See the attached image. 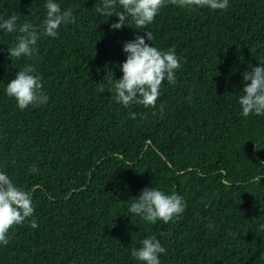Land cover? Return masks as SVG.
<instances>
[{
  "label": "trees",
  "instance_id": "trees-1",
  "mask_svg": "<svg viewBox=\"0 0 264 264\" xmlns=\"http://www.w3.org/2000/svg\"><path fill=\"white\" fill-rule=\"evenodd\" d=\"M55 2L75 22L41 36L30 57H10L19 33L0 29V172L35 208L0 245V264H142L131 249L153 235L160 264H264V115L245 117L238 102L242 73L264 64V0L225 10L165 0L151 24L129 18L116 30L118 17L96 11L102 0ZM46 3L0 0V14L38 26ZM136 35L180 58L154 108L125 107L108 90ZM28 65L49 100L21 110L5 89ZM150 187L181 195L184 212L155 224L130 213Z\"/></svg>",
  "mask_w": 264,
  "mask_h": 264
},
{
  "label": "clouds",
  "instance_id": "clouds-1",
  "mask_svg": "<svg viewBox=\"0 0 264 264\" xmlns=\"http://www.w3.org/2000/svg\"><path fill=\"white\" fill-rule=\"evenodd\" d=\"M168 2L180 8L196 6L207 7L210 10H225L229 0H168ZM117 5L123 11H116ZM164 5L165 0H102V5L98 6L96 11L102 16L118 17L119 22L111 24L113 30L124 27L129 18L139 29L151 24ZM45 8L46 17L38 26L29 22L18 24V15L15 13L7 18L0 14V29L8 33H19L15 46L7 49L10 57L32 56L41 36L55 38L62 24L75 22L73 10L69 8L62 11L55 0H47ZM144 33L148 41L153 40L151 32ZM145 36L136 35L134 40L124 44L123 51L127 57L121 66L123 73L121 79H114L113 73L109 71L112 75L108 84L112 87L108 90L114 93L115 101L125 107L135 103L145 108H154L160 96L162 83L167 80L169 84H175L176 70L181 67L180 58L174 49L161 51L146 43ZM36 72L34 66L28 65L17 71L15 78L6 85V94L16 100L21 110L29 106L46 104L49 100L44 91L42 77ZM242 77L245 87L238 101L242 115L245 117L250 114L264 115V64L244 71ZM101 91H104L103 85ZM131 117L135 119L136 113H132ZM37 171L35 166L31 168L32 173ZM185 208L186 203L181 195L165 194L162 190L150 187L143 189L139 198H134L129 212L155 224L158 220L168 223L178 218ZM34 212L32 192L16 186L6 173L0 172V245L6 246L9 243L10 230L32 218ZM30 226L33 229L38 227L36 219L30 220ZM140 244L139 248L131 249V256L142 264H160L159 256L166 250L159 240L154 235L147 236Z\"/></svg>",
  "mask_w": 264,
  "mask_h": 264
}]
</instances>
